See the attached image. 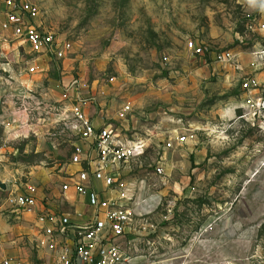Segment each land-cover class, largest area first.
<instances>
[{
	"label": "rangeland",
	"instance_id": "rangeland-1",
	"mask_svg": "<svg viewBox=\"0 0 264 264\" xmlns=\"http://www.w3.org/2000/svg\"><path fill=\"white\" fill-rule=\"evenodd\" d=\"M32 1L43 26L72 46L64 59L37 60L33 95L59 108L63 84L77 80L90 109L101 111L127 138L147 142L145 152L121 172L160 193L161 201L144 220L151 223L149 233L141 232L130 247L122 238V246L140 256L138 263L264 264V167L255 176L249 173L253 153L264 147V119L259 124L241 106L240 89L243 78L254 77L260 83L255 94L264 98V59L259 68L252 65L254 52L264 50V32L257 24L264 0ZM3 18L0 1V22ZM188 39L210 50H232L241 68L191 56L184 48ZM16 47L18 40H12L8 51ZM8 58L21 72L29 73L35 64L22 48ZM124 104L131 111L126 121H117L113 115ZM32 116L29 122L43 132L59 128L41 109ZM4 117L0 183L6 189L0 186V204L5 206L8 195L24 183L37 185L48 201L51 185L60 180L45 168L57 162L68 166L73 137L44 134L55 141L56 158L35 150L31 131L16 138L7 134ZM184 128L191 130L186 142L166 151L167 137ZM162 159L164 174L159 175L155 165ZM24 237L23 257L40 264L37 237Z\"/></svg>",
	"mask_w": 264,
	"mask_h": 264
},
{
	"label": "built area",
	"instance_id": "built-area-1",
	"mask_svg": "<svg viewBox=\"0 0 264 264\" xmlns=\"http://www.w3.org/2000/svg\"><path fill=\"white\" fill-rule=\"evenodd\" d=\"M0 1L4 14L0 22L1 79L8 84L14 80L12 60L8 58V53L18 54L20 48L31 55L35 63L28 67L29 73L37 72L38 59H64L71 52L69 40L59 38L43 26L40 8L35 2ZM259 18L258 29L264 32V11L259 10ZM12 40H18V47L9 52ZM184 48L191 56L204 60L209 58L211 63L233 67L235 70L241 68L239 57L230 49L210 50L196 39L185 41ZM254 55L255 62L252 65L257 69L264 59V50L255 51ZM78 85L77 80L63 84L59 108L36 98L21 83L10 87V97L14 103H18L17 112L24 114L28 118L27 122L40 109L46 115L53 116L50 123L59 128L56 133L46 128L45 135L49 138L58 135L73 137L69 164L75 165L76 169L67 173L65 180L60 183L59 195L64 200L72 194L82 197L91 210H55L41 198L37 185L24 183L8 195L5 206L0 204V214L9 211L35 217L37 246L46 253L40 264H147L138 263L137 258L140 256L123 247L121 242L125 238L130 247L141 232L149 233L151 223L144 220L161 201V197L155 194L137 197V192L144 189H135L122 179L121 167L143 154L147 142L142 137L127 138L114 122L101 119L96 123L89 111L91 102L80 95ZM259 87L260 83L254 77L241 80L240 89L244 94L241 106L251 110L252 116H256L259 124H263L264 98L261 94H255ZM130 111V105L124 104L116 111L114 119L126 121ZM16 120L1 121L5 132L15 138L18 136L17 130L26 127L25 123ZM30 131L33 133L32 129ZM189 132V128L179 133L171 132L164 148L172 149L177 144H183ZM164 160L156 163V174H164ZM95 182H101L105 189H96ZM106 192L110 194L103 195ZM0 264L31 263L27 259L0 251Z\"/></svg>",
	"mask_w": 264,
	"mask_h": 264
},
{
	"label": "crops",
	"instance_id": "crops-1",
	"mask_svg": "<svg viewBox=\"0 0 264 264\" xmlns=\"http://www.w3.org/2000/svg\"><path fill=\"white\" fill-rule=\"evenodd\" d=\"M13 77H14V80L12 82H9V84H12L10 86L7 83V81L0 78V104H3L0 106V114L3 112V114L5 115V117L2 118V121L8 120V119H17L19 122L25 123L26 127L24 126L22 128H19L17 130V135L19 137L23 136L26 133V131H30L32 129L33 134L36 135V139H35L36 143L34 145L35 150L44 152L45 154H53L52 156H55L56 158H58L57 154L54 155L55 141L52 139H50L49 141L44 139V134L46 132L42 131L43 130L42 126L38 124L33 125L31 124V122H27L28 118L24 114L17 112L16 105L18 103H14L13 99L11 100L10 98V93H11L10 87L17 85L18 83H21L28 90L32 91L31 85H30L31 84L30 81L33 78L32 73L13 70ZM4 103H7L6 107ZM89 111L93 114V117L95 119L94 121L96 123L100 122L101 119L105 120L101 111L98 112L97 110L90 109V108H89ZM2 115H0V117ZM113 118H115V114L113 115ZM123 125L128 126V124H125V123H122V126ZM68 142H70V140H68ZM72 143H71V146H72ZM177 146L178 144L175 145L174 148ZM166 151H169V149H166ZM66 165L60 164L57 162L56 164H54V166L48 167L45 169H47L48 173H50V176L56 175L59 178L60 183H61L63 180H65L67 173L76 169L75 165H72V164H68V166ZM69 166L73 167V169L70 171L67 168ZM263 167H264V147H260V148H257L256 151L253 153V165L251 169L249 170V173L254 174L255 176L257 173L260 172V170L263 169ZM55 173H58V174H55ZM121 174L124 176V179L127 185L131 187H135V189H144V190H140L137 192V197L139 196L140 198H142V197L147 196L148 194H155L158 197V195L160 194L158 192L152 191L151 189L146 190L148 189V187L143 184L142 180L140 181L128 180L125 177L123 172H121ZM37 175L40 176L41 173H39L38 171ZM53 181L54 180H52V183ZM94 185L96 189H105L102 186L101 182H95ZM59 188H60L59 183L55 185H51V188H50L51 193L48 196L50 200L48 199V197H46V200H48L47 202L49 203L50 206H52V208H54L55 210H59V211H61V209L63 211H71L75 209V210L82 211V212H89L91 210V208L85 202V199H83L82 197H78L72 194L67 199L65 200L62 199L59 195ZM109 194H110L109 192L103 193V195H106V196H108ZM40 196L41 198H44L41 195V193H40ZM13 213L14 212H9L8 215L0 214V251L4 253H8L13 256H19L23 259H26L23 257L25 255V249H26L24 247L25 245L24 236L26 233L28 239H32V236H33L32 240H36L37 236H36V232L34 229L35 217L33 215H29L25 213L23 214L21 213V214H17L13 216ZM39 249L41 251L39 255L40 257L39 259H41L45 256L46 253L43 248L39 247Z\"/></svg>",
	"mask_w": 264,
	"mask_h": 264
},
{
	"label": "water",
	"instance_id": "water-1",
	"mask_svg": "<svg viewBox=\"0 0 264 264\" xmlns=\"http://www.w3.org/2000/svg\"><path fill=\"white\" fill-rule=\"evenodd\" d=\"M0 186H1L3 189H6V185L3 184V183H0Z\"/></svg>",
	"mask_w": 264,
	"mask_h": 264
},
{
	"label": "clouds",
	"instance_id": "clouds-1",
	"mask_svg": "<svg viewBox=\"0 0 264 264\" xmlns=\"http://www.w3.org/2000/svg\"><path fill=\"white\" fill-rule=\"evenodd\" d=\"M250 2H251V0H250Z\"/></svg>",
	"mask_w": 264,
	"mask_h": 264
}]
</instances>
